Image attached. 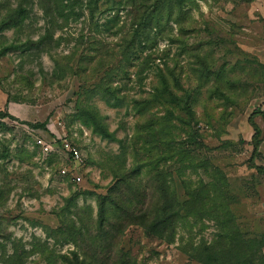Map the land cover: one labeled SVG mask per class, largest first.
I'll list each match as a JSON object with an SVG mask.
<instances>
[{"label":"rangeland","instance_id":"obj_1","mask_svg":"<svg viewBox=\"0 0 264 264\" xmlns=\"http://www.w3.org/2000/svg\"><path fill=\"white\" fill-rule=\"evenodd\" d=\"M156 1L150 0L148 10ZM184 8L186 13L175 7L172 17L168 8L164 10L161 26L146 42L143 62L135 61L126 68L121 67L123 52L119 49L139 13L130 0H123L119 26L112 31L91 32L92 25L84 16L56 34L69 39L56 54H70L79 45L77 39L85 35L78 55L88 52L95 35V44L106 47L97 51L96 70L67 72L59 79L53 77L55 63L47 53L40 59L45 75L39 72L40 60L28 54L12 51L0 58V108L5 107L6 91L24 99L11 102L17 120H3L11 129L0 128V264H6L3 258L16 249L20 254L23 249L30 251L24 256L25 264H47L50 250L90 253L85 242L79 248L72 242L61 244L48 232L65 227L67 218L80 226L79 217L87 224L97 217L98 195H107L120 178L109 166L110 156L120 165L123 153L127 167L160 163V169L170 168L176 175L181 203L192 200L182 179L191 182V192L203 180L209 197L203 195L206 204L191 201L183 206L175 242L152 236L138 224L128 225L116 239V264L123 253H130L137 264H206L195 256L204 247L216 257L211 264H264L259 255L261 247L264 254V174L251 166L254 129L248 120L255 108L264 109V0H185ZM34 11L42 15L37 6ZM43 24L39 18L33 24L35 32L26 30L22 38L31 33L37 38ZM6 36L12 39L14 30L6 31ZM101 57L105 61L100 65ZM107 71L124 105L110 106L102 95L91 101L107 116L110 130L116 131L124 147L101 138L76 118L77 92L83 85L93 86L106 78ZM159 73L167 76L182 103L155 101L139 113L134 99L143 106L154 98ZM188 97L192 115L184 108ZM80 99L86 100L85 96ZM21 120H47L48 124L45 129L35 128ZM255 121L262 129L261 155L255 163L264 165V120L258 116ZM165 123L170 124V132L163 130ZM39 138L56 142L43 152L37 144ZM63 139L79 145L84 159L81 165L73 163L63 150ZM7 148L10 155L2 158ZM176 151L179 153L171 157ZM180 166L183 176L178 175ZM62 168L80 172L81 182L72 183ZM141 180L156 201L155 181L146 173ZM76 195L78 207L68 208ZM77 210L80 216L73 214Z\"/></svg>","mask_w":264,"mask_h":264},{"label":"trees","instance_id":"obj_2","mask_svg":"<svg viewBox=\"0 0 264 264\" xmlns=\"http://www.w3.org/2000/svg\"><path fill=\"white\" fill-rule=\"evenodd\" d=\"M130 1H132V4L138 6L139 13L134 17L131 30L128 31L129 35L124 38V45L122 43L121 49H119V52H123L122 68L135 64V61L143 62L142 53L147 46L146 42L150 40V37L152 38V32L161 26V17L166 8L169 9L171 17L174 14L175 7L179 11L186 13L184 8L185 0H157L152 4L151 10H148L150 0ZM122 4L123 0H16V3H12V0H0V58L9 52L20 51L32 56L34 59L40 60L41 55L47 53L55 63L53 77L59 79L67 72L81 74L90 68L96 70L98 67L94 63L97 61L94 60L99 55L97 51L103 50L106 47L102 43L99 45L95 44L97 43L95 35V39L90 40L91 45L87 49L88 52L78 55V47L86 42L85 35L77 39L79 45L70 54H56V49L63 42H69L68 37L63 34L56 36V34L58 31H64L72 21L80 20L84 16L88 17V20L85 22L92 25L91 32L94 31L96 34H100L112 31L114 27L119 26V11ZM35 6L42 10V15H38L34 11ZM115 10L114 14L102 18L107 12ZM39 18H42L44 21L42 25L43 31L39 33L37 38H34L32 36V33L35 32L33 24ZM102 19L104 21H101ZM8 30H14L15 32V36L12 39L6 36V31ZM26 30L32 33L22 38ZM110 51L109 49V55ZM104 61V58L101 57L98 63L101 65ZM38 64L39 72L45 75L47 72L44 70L41 60L38 61ZM106 75V78L95 82L93 86L83 85L81 90L77 92L78 102L80 103H78L79 110L76 118L101 138L117 141L122 144L123 140L117 137L116 131L110 130L106 122L107 116L101 114L97 105L91 101L94 96L102 95L110 106L124 105L123 98L118 95L119 88L112 87L111 85V80L109 79L111 74H109V71L106 72ZM158 76L159 85L155 87L153 99L147 100V104L143 106L139 105V100L134 99V102L138 103L139 113H144L145 108L155 101L162 102L168 99L167 101L172 104L182 103V98L171 87L167 76L163 73H159ZM174 78L176 79V84L179 85L180 82L177 77ZM6 93L8 97L5 107L0 108V128L2 131L11 129L6 121H3L5 118L9 117L17 120V117L11 114L8 109L10 102L20 103L24 100L18 96L11 95L7 91ZM83 96H85L86 100L81 101L80 98H83ZM184 108L190 115L193 114L191 99L189 97L184 102ZM258 116L264 120L263 108H255L248 119L254 129L251 141L253 151L250 162L252 167L264 174V165L255 163V159L261 155L260 145L262 142V129L255 121V118ZM20 122L43 129L48 124L47 120L42 122L37 121L36 123H29L27 120H21ZM170 129L169 123L163 124V130L170 132ZM122 147H124V144H122ZM178 153L176 151L171 157H174ZM9 155V149L7 148L2 154V158H7ZM114 157L110 156L111 163H109V166L114 170V174L120 178L117 179V182L111 187L107 195H98L99 206L97 217L88 224L79 217L80 226L77 225V220L67 218L64 221L66 223L65 227L50 228L48 232L50 238L61 244L72 242L79 248L82 242H85L91 252H84L82 254L78 250H72L70 254H64L50 250L46 252L49 259L47 264H116L113 260L116 239L130 224H138L152 236L168 242H175L178 223L183 217V206H189L191 201H200V203L206 204L205 200L207 197H203V195L209 197V188L203 180L200 181V186L191 192V182L182 179V186L192 200L181 203L176 184V175L170 168L160 169V163H137L131 167H127L126 153L119 156L123 158L121 163H119L120 165L116 163ZM165 164L167 166L168 163ZM145 173L149 174L155 181V194L153 193V195L157 197L156 201H153V198L150 197L151 193H148L147 187L142 184L141 177ZM183 174V167H178V175L183 176ZM65 177L70 180L69 176ZM126 190L130 192L125 193ZM76 199L77 195L70 199L68 208L72 206L78 207ZM79 213V210L73 212V214L80 216ZM261 240V246H264V234ZM205 248L206 250H204ZM207 250L208 247H204L195 256L201 262L211 264L216 257ZM42 251H46L44 246ZM29 253L30 251L23 249L20 254L16 249L14 253L7 255V258L4 257L6 259L3 258V260H6V264H25L24 256ZM123 255L118 264H137L130 253H123ZM259 255L264 258L262 247Z\"/></svg>","mask_w":264,"mask_h":264},{"label":"built area","instance_id":"obj_3","mask_svg":"<svg viewBox=\"0 0 264 264\" xmlns=\"http://www.w3.org/2000/svg\"><path fill=\"white\" fill-rule=\"evenodd\" d=\"M55 142L56 140H54V138H52L50 141H47L44 138H39L37 140V144L40 145L43 152L49 151L50 148L55 145ZM62 148L63 150L68 152L73 163L77 165H81V163H83L84 159L82 156V152L77 143L73 141H68V139H63ZM61 172L64 176H69L70 181L74 184H79L82 180V175L80 174V172H71L68 171L66 168H62Z\"/></svg>","mask_w":264,"mask_h":264},{"label":"crops","instance_id":"obj_4","mask_svg":"<svg viewBox=\"0 0 264 264\" xmlns=\"http://www.w3.org/2000/svg\"><path fill=\"white\" fill-rule=\"evenodd\" d=\"M12 105H13V104L10 102V104H9V111H10L11 114L14 115L15 113H14V112L12 111V109H11V106H12ZM15 115H16V114H15ZM15 115H14V116H15Z\"/></svg>","mask_w":264,"mask_h":264}]
</instances>
